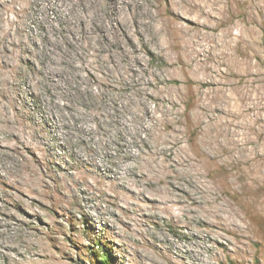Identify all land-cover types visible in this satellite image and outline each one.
Masks as SVG:
<instances>
[{
  "label": "rangeland",
  "instance_id": "obj_1",
  "mask_svg": "<svg viewBox=\"0 0 264 264\" xmlns=\"http://www.w3.org/2000/svg\"><path fill=\"white\" fill-rule=\"evenodd\" d=\"M157 1L0 3V122L12 121L0 123V264H264V188L250 159L264 121L257 137L237 128L244 149L205 144V125L188 114L209 88L206 72L166 26L155 33L171 18ZM249 1L207 9L215 33L239 38L222 50L221 69L228 55L238 60L224 79L241 84L251 65L261 71L249 85L258 76L252 86L264 93V0ZM166 118L180 130L171 148L155 140ZM183 148L203 150L200 173L168 166ZM27 160L40 182L29 181ZM168 191L172 211L162 207Z\"/></svg>",
  "mask_w": 264,
  "mask_h": 264
},
{
  "label": "bare ground",
  "instance_id": "obj_2",
  "mask_svg": "<svg viewBox=\"0 0 264 264\" xmlns=\"http://www.w3.org/2000/svg\"><path fill=\"white\" fill-rule=\"evenodd\" d=\"M56 1L57 0H46V2L48 3H56ZM160 1H159L160 3H163L165 5L166 9L170 10L171 18L169 17L170 20L167 18L168 20L166 19L164 22L162 21L159 24L154 25L155 33L160 34V32L163 30V27L166 26V28L168 29V32L173 33L180 39H183V42L186 44V45L185 44L183 45L186 47V50L188 51V57L190 58V60H194L196 67L206 72L204 74L203 82L208 84L209 88L206 91H203V94H201V97L199 98V100H197L195 104V107H196L195 109H197L196 112L193 113L192 115L188 114V118L190 119V122L203 123L205 125L206 134L204 136V142L205 144H207L208 142L214 143L215 150L221 151L227 147L231 149L237 148V147L241 149L246 148V143H247L246 136L247 135L245 136L244 133L247 131L245 130H249V131L251 129L254 130L252 132L253 133L252 135H255L256 137L261 132V124L257 125V123H263L264 121L263 115L261 114V112L259 113L261 109L264 110V104H263L264 102L262 103V101H264V93H261L262 87L259 86L258 83L255 85V87L252 86L253 81L257 82L256 79H258V76L256 79H252L253 81H251V84L249 85L251 79L248 76L251 75L252 77V75L260 74L258 72V70L260 69L258 68V70H255L254 67L251 65H249L248 67H246L245 65L246 67L245 72H246L247 77L243 79L241 84L239 85L233 84L224 79L226 73L230 69L229 67H232V65L237 64L238 60L234 59L232 55H228L230 59H228L229 61H227V64H226L227 68L221 69L222 67L220 68L221 66L220 64L224 62L220 59V56H222V54L224 53V51L222 50L224 48L225 49L229 48L232 42H239V38L238 36H234L232 34L231 28L218 30V32L216 33L214 32L218 29L220 21H217L218 18L216 19V17H218L216 15L217 12L215 13L211 9H207V6L210 5V7H213V5H215L216 3H221L222 0H160ZM111 2L112 3H122V0H111ZM0 3H5V0H0ZM250 3H255V2L253 1ZM185 6L188 7L189 9H196L200 15L205 17V20L202 23L191 21L192 19H189V17L186 15V12L188 11L184 10L186 8ZM247 38L249 39V37ZM250 45L251 44H249V46ZM239 62H242V61H239ZM260 77L262 78V76ZM225 85H231V87L227 88L225 87ZM250 86H252L253 88L252 87L250 88ZM257 86L259 87L257 88ZM248 99H251L252 105L246 102V100ZM207 110L208 111L212 110V112L208 113ZM249 111H253L252 115L250 113L248 114ZM214 112H216L217 114L215 115ZM4 116L1 117V122L6 126H11L12 125L11 124L12 121H10L11 118L7 116V114ZM164 123L166 126H168V129H166L165 131L157 130L155 132V140L159 143L167 144L169 145L167 147L171 148L172 145L179 143L180 130L174 125L171 118H166L164 120ZM213 126L218 127V129L216 131L214 130V132L210 131L209 129L210 127H213ZM237 128L239 129L242 128L243 130L245 129L244 130L245 132L242 133L241 131V134H240L237 131ZM86 130L90 131V128L88 127ZM11 135L14 138L18 137V136H15L13 133ZM15 141H17V143L19 142L18 139H16ZM17 145L15 143L14 145H9V146L13 149H16V151H19L20 148H19V145L18 146ZM206 147L208 148V145ZM207 150L205 151L207 152ZM178 154L179 155L175 154L176 156L175 155L173 156L171 152L169 153L170 161H169L168 166L172 168L173 171L177 173L185 172L189 174L200 173L199 166H201V164L203 163H202V160L198 158V155H201V154L205 155L203 150L200 149L197 152L198 154L197 155V154H191L186 149L183 148V150ZM250 156H251L250 159L253 160V163L251 165L252 173L254 174V176H256V181H258L260 188L262 189L264 188V143H260V146L259 147L256 146V149L253 148L251 150ZM31 157L35 161L40 160V158L37 156L32 155ZM30 163L31 162L27 160L26 163L24 164L25 166H28L30 169V171H27L29 172V175H27L29 181L36 182V183L40 182L41 180L40 177L42 176L38 177L39 175L37 171L33 168V166ZM88 183L90 186H92L90 182ZM103 185L105 184L103 183ZM171 196H172V193L168 191L166 192V196H165L166 200L162 199L163 200L162 207L164 210H167V211L173 210L175 201H173ZM151 207H154V206L151 205Z\"/></svg>",
  "mask_w": 264,
  "mask_h": 264
},
{
  "label": "trees",
  "instance_id": "obj_3",
  "mask_svg": "<svg viewBox=\"0 0 264 264\" xmlns=\"http://www.w3.org/2000/svg\"><path fill=\"white\" fill-rule=\"evenodd\" d=\"M100 258L102 259V262H106L107 260V254L102 252L101 255H100Z\"/></svg>",
  "mask_w": 264,
  "mask_h": 264
}]
</instances>
